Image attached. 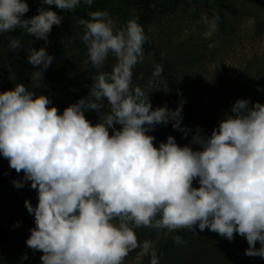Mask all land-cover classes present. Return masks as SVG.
I'll use <instances>...</instances> for the list:
<instances>
[{"label":"clouds","instance_id":"9594fccd","mask_svg":"<svg viewBox=\"0 0 264 264\" xmlns=\"http://www.w3.org/2000/svg\"><path fill=\"white\" fill-rule=\"evenodd\" d=\"M82 2L91 7L94 0H42V5L75 11ZM28 11L27 0H0V34L19 28L47 44L62 16L41 6L25 18ZM88 17L79 21L81 40L97 73L86 97L61 113L48 96L23 83L0 91V155L23 172L13 180L17 188L30 181L37 190L35 206L25 201L35 221L27 246L42 251L41 264H124L137 248L150 255V264H160L153 242L141 243L135 230L198 225L229 241L234 233L244 236L245 254L264 258V103L249 107V99H238L211 135L199 127L192 132L181 123L184 101L175 109L153 108L149 93L133 85L148 39L138 20L117 28L107 11H90ZM218 19L202 15L206 36L217 31ZM9 47H22L21 39L10 38ZM28 51V62L39 66L31 73L38 87L54 56L45 47ZM109 56L115 60L111 71H101ZM163 71L156 64L152 75ZM89 110L98 113L97 123L86 118ZM169 122L185 137L192 132L189 144L179 145L173 135L158 147L153 143L149 130Z\"/></svg>","mask_w":264,"mask_h":264},{"label":"rangeland","instance_id":"374dc122","mask_svg":"<svg viewBox=\"0 0 264 264\" xmlns=\"http://www.w3.org/2000/svg\"><path fill=\"white\" fill-rule=\"evenodd\" d=\"M37 1L27 0L29 8H33ZM124 2L126 1L94 0L91 7L82 2L75 11L58 8L63 19L61 24L53 26L47 44L43 39L24 34L19 28L4 33L0 45V91L23 83L30 90L34 88L37 94L48 96L52 104L54 94L59 96L57 91H60L64 97L63 110L81 97H86L97 69L87 59V49L81 40L83 26L79 21L89 18L88 13L94 10L109 12L117 28L125 25L130 18H135L152 25L158 32H164L163 37H172L174 46L167 49L166 53L171 59L175 74L183 83H194L205 88L211 98L217 95L219 102H232V75L264 53V33L256 34L255 20L239 11L247 5L264 11V0H236L237 11L232 10V0H223V4L219 0H179L175 5L163 7H129ZM120 7L125 11L120 10ZM204 14L209 19L219 18L217 31L211 36L205 34L207 25L201 20ZM13 37L21 39L22 47H9L10 38ZM210 43H214L215 47L209 48ZM40 47H45L54 56V60L43 73L39 86L35 87L31 73L39 70V66L29 63L27 56L30 48ZM144 55H147L145 51ZM109 58L115 62L113 57ZM107 60L101 71H107ZM134 74L133 69V76ZM134 85L149 92L151 89L165 88L167 81L162 76L154 78L152 75L147 83L136 80ZM85 116L91 122L99 120L98 113L93 110L86 111ZM24 188L30 189L31 184ZM28 214L26 207L19 209L0 204V218L8 221L5 226H0V230L6 232L9 225L19 223ZM155 251L160 264H170L165 252L158 249ZM196 254L189 251L184 260L173 264H232V240L227 239L225 248L218 252L200 254L201 258L196 257ZM150 259V255H142L137 248L128 254L124 264H150Z\"/></svg>","mask_w":264,"mask_h":264},{"label":"trees","instance_id":"16d2710c","mask_svg":"<svg viewBox=\"0 0 264 264\" xmlns=\"http://www.w3.org/2000/svg\"><path fill=\"white\" fill-rule=\"evenodd\" d=\"M126 1L127 6L138 7H163L175 5L179 0H120ZM236 0H232V10L237 11ZM223 4V0H219ZM52 8L60 15V10L55 5H42V0H38L33 8L25 16H33L38 13L40 7ZM125 11L123 8H119ZM255 20V33H264V11L252 5L239 9ZM143 26L148 37L143 50V62L138 63L134 67V76L132 82L143 80L145 83L151 78L154 65H163V73L161 76L167 81L165 88L159 90H149V99L153 108L167 105L170 109H175L180 101H184L181 121L182 126H187L195 132L197 127L201 128L203 134L211 135L214 127H218L220 121L226 115L232 114V106L238 99H249V107L255 102L264 103V53L257 56L247 67L242 68L236 74L232 75V102L223 103L217 101L218 96L210 97L205 88L198 87L194 83H183L175 74L171 59L166 50L174 46L172 37H163L164 32H158L152 25L138 20ZM0 34V45L2 44V35ZM163 53V55H162ZM110 57V56H109ZM114 62L108 58L107 71H111ZM147 67V68H146ZM145 70L143 72L142 70ZM89 70V69H88ZM6 84L5 82H2ZM58 95L54 94L53 105L57 107L59 112H63L62 101L64 97L60 91ZM98 121H93L95 124ZM117 127H120L117 125ZM111 134V129L109 130ZM192 132L187 137L180 130L173 129L172 122L167 125L159 124L154 129L149 130V134L155 137L153 143L158 147L161 141H166L169 135H173L177 143L181 146L189 144ZM194 149L199 145H192ZM23 172L17 173L15 169L10 168L6 158L0 155V204L15 208H24L25 201L28 200L35 206L38 203L37 190L30 188L25 189L30 181L25 182L24 186L17 188L13 184V180H20ZM26 185V186H25ZM193 186L198 187L197 181H193ZM29 213V212H28ZM28 217H22L20 222L8 226V230L3 232L0 230V264H41L40 257L42 251H33L26 244V239L30 236V229L35 227L34 215L28 214ZM8 222V221H7ZM6 221L0 218V226L6 225ZM1 229V228H0ZM138 240L142 243L144 240H151L155 249L165 252L169 257L170 264L175 261L185 259V255L190 252H196V257L201 258L200 254L214 253L226 246V237L219 235L207 228L201 231L198 225L194 230L178 229L169 232L167 229L155 230L152 228L142 227L135 230ZM175 236L182 237L181 243L174 241ZM229 245V244H228ZM249 247L246 237L234 233L232 240V264H264V258L260 256H248L245 250ZM259 248V241L256 243ZM27 259H23L24 255Z\"/></svg>","mask_w":264,"mask_h":264}]
</instances>
